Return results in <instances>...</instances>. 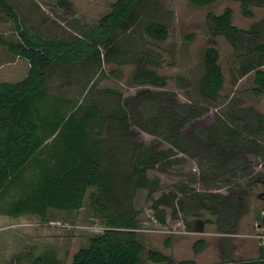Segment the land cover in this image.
<instances>
[{
	"label": "trees",
	"instance_id": "obj_1",
	"mask_svg": "<svg viewBox=\"0 0 264 264\" xmlns=\"http://www.w3.org/2000/svg\"><path fill=\"white\" fill-rule=\"evenodd\" d=\"M140 1L116 0L95 29L80 32V39L63 41L31 35L23 25L20 27L13 8L0 0L1 11L18 30V41L8 42L0 37V47L28 65L22 80L0 81V215L35 216L46 221L51 209L80 210L88 190L93 189L89 203L105 229L90 237L87 247L75 252L69 264L142 263L145 249L135 235L140 211L134 204L141 190L147 198L159 193L151 205L153 218L159 225L165 224L167 211L170 218L176 219L177 213L195 214L196 210H204L216 217L219 231L230 230L239 215L240 202L246 197L240 186L235 184L236 190L226 195L198 193L187 184L165 190L159 178H149L148 173L168 175L181 167L184 158L198 159L209 164L211 174H199L197 178L190 175L188 182L199 183L206 189H220L219 185L226 184L249 166V156L264 160L261 144L257 143L264 136L262 114L252 107H236L227 117L229 128H224V133L214 132L213 126L187 131V126L208 109L191 101L179 103L176 94L163 91L166 80L155 72L159 64L152 55L140 54L133 60L124 56L118 62L133 65L132 83L146 87L134 96L104 90L98 100L80 103L47 91L48 71L58 69L61 76L73 69L84 70L96 65L100 57L108 59L110 54L118 52L111 34L126 27ZM187 1L203 8L216 0ZM229 1L240 4L244 17L252 16L251 6L264 9V0ZM58 4L69 6L64 0ZM232 16L228 7L219 15L208 13V33L212 38L223 36L233 48L242 46L239 39H246L243 53L237 56L241 62L238 75L252 73L253 96L264 95V41L261 40L264 29H237L232 25ZM142 34L157 42L168 37L166 26L149 20L142 24ZM100 47L105 49L103 54ZM218 59L214 46L204 50L203 70L196 84L197 94L210 105L218 102L223 89ZM147 87L162 91H150ZM140 134L153 136L154 140L145 144ZM242 135L248 140L240 141ZM259 166L264 170L262 162ZM250 178L264 188V172ZM11 192L13 196L5 201ZM261 212L257 226L264 229V206ZM202 247V241H198L194 249ZM257 254L255 260L228 264H264V246H258ZM145 259L151 264H174L169 257L155 251H147ZM30 264L66 263L51 256H39Z\"/></svg>",
	"mask_w": 264,
	"mask_h": 264
},
{
	"label": "rangeland",
	"instance_id": "obj_2",
	"mask_svg": "<svg viewBox=\"0 0 264 264\" xmlns=\"http://www.w3.org/2000/svg\"><path fill=\"white\" fill-rule=\"evenodd\" d=\"M5 1L16 12L20 27L23 25L31 35L42 40L68 41L80 39V32L95 29L116 0H64L69 5L67 8L60 6L59 0ZM227 7L232 10V25L237 29H264V9L260 7L251 6L249 10L252 16L244 17L240 4L229 0H216L203 8L194 7L187 0H141L126 27L111 34L118 52L110 54L108 59L100 57L96 65L84 70L73 69L61 76L58 69L48 71L47 91L74 98L80 103L98 100L100 92L104 90L134 96L146 87H136L132 83L133 65H119L118 62L124 56L133 60L140 54L152 55L159 64L155 72L166 80L163 91L176 94L179 103L188 104L191 101L208 109L202 117L187 126V131L198 126H213L214 132L224 133V128H229L227 117L236 107H252L264 116V95L255 97L251 92L252 73L244 77L238 75L241 62L237 56L243 53L246 39H239L242 46L233 48L223 36L212 38L208 33L206 15H219ZM148 20L166 26L168 37L165 41H152L143 36L142 24ZM0 37L8 42L18 41L15 24L1 9ZM261 38L264 41V33ZM211 45L219 54L223 89L218 102L210 105L199 97L196 84L203 70V52ZM104 50L100 47L99 51L103 54ZM27 71L25 61L0 47V81L18 82L25 78ZM147 88L150 91H162ZM140 140L148 144L154 137L140 134ZM247 140L244 135L240 138V141ZM258 141L264 156V136L258 138ZM261 162L264 164L260 157L249 156V166L226 184L219 185L220 189H206L199 183L191 185L188 182L190 175L197 178L199 174H211L209 164L198 159L184 158L181 167L175 168L168 175L149 172L148 177H158L165 190H174V185L187 184L198 193L226 195L236 190L237 184L246 191V197L240 202L239 215L233 228L222 232L215 224L216 217L204 210H196L195 214L177 213L176 219L170 218L167 211L165 224L159 225L153 218L151 208L159 193L147 198L144 190L138 191L134 204L140 215L135 235L145 249L141 264H151L145 259L147 251L165 255L174 264L184 261L194 264H228L255 260L260 245L255 238L259 233L257 218L264 206V188L252 182L250 176L264 172L259 166ZM92 191L88 190L80 210L51 209L47 212L46 221L35 216L10 218L0 215V264H30L32 259L39 256H51L69 264L75 252L87 247L90 237L101 234L105 229L103 221L95 215L89 203ZM12 196L13 192L9 193L5 201ZM198 241H202L203 247L195 251L194 246Z\"/></svg>",
	"mask_w": 264,
	"mask_h": 264
},
{
	"label": "built area",
	"instance_id": "obj_3",
	"mask_svg": "<svg viewBox=\"0 0 264 264\" xmlns=\"http://www.w3.org/2000/svg\"><path fill=\"white\" fill-rule=\"evenodd\" d=\"M259 233L255 236V238L259 241L261 246H264V229H260L258 227Z\"/></svg>",
	"mask_w": 264,
	"mask_h": 264
},
{
	"label": "crops",
	"instance_id": "obj_4",
	"mask_svg": "<svg viewBox=\"0 0 264 264\" xmlns=\"http://www.w3.org/2000/svg\"><path fill=\"white\" fill-rule=\"evenodd\" d=\"M1 82H3V81H1ZM14 83V82H13ZM19 218V217H18Z\"/></svg>",
	"mask_w": 264,
	"mask_h": 264
}]
</instances>
